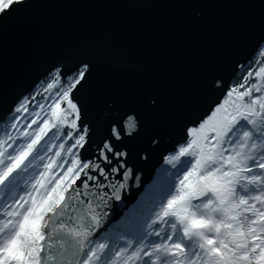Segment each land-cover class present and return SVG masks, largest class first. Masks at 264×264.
Segmentation results:
<instances>
[{
  "label": "snow or ice",
  "instance_id": "obj_1",
  "mask_svg": "<svg viewBox=\"0 0 264 264\" xmlns=\"http://www.w3.org/2000/svg\"><path fill=\"white\" fill-rule=\"evenodd\" d=\"M33 6L0 0V33ZM228 71L164 151L158 135L130 147L134 111L91 112L92 59L54 63L12 98L0 90V264H264V31ZM158 151L147 184L130 160Z\"/></svg>",
  "mask_w": 264,
  "mask_h": 264
},
{
  "label": "water",
  "instance_id": "obj_2",
  "mask_svg": "<svg viewBox=\"0 0 264 264\" xmlns=\"http://www.w3.org/2000/svg\"><path fill=\"white\" fill-rule=\"evenodd\" d=\"M0 33V90L9 98L31 86L52 64L76 58L96 64L91 112L104 103L134 111L142 122L135 149L149 135L171 149L185 123L215 93L209 82L227 78L264 31V0H33ZM156 96L155 108L145 103ZM159 151L130 164L148 184ZM143 186L132 189L113 221L134 204Z\"/></svg>",
  "mask_w": 264,
  "mask_h": 264
},
{
  "label": "trees",
  "instance_id": "obj_3",
  "mask_svg": "<svg viewBox=\"0 0 264 264\" xmlns=\"http://www.w3.org/2000/svg\"><path fill=\"white\" fill-rule=\"evenodd\" d=\"M152 183V182H151ZM142 198V196L140 195L139 197H138V200H140Z\"/></svg>",
  "mask_w": 264,
  "mask_h": 264
},
{
  "label": "bare ground",
  "instance_id": "obj_4",
  "mask_svg": "<svg viewBox=\"0 0 264 264\" xmlns=\"http://www.w3.org/2000/svg\"><path fill=\"white\" fill-rule=\"evenodd\" d=\"M118 219H119V218H118ZM118 219H117V220H118ZM117 220H115L114 222H116Z\"/></svg>",
  "mask_w": 264,
  "mask_h": 264
}]
</instances>
